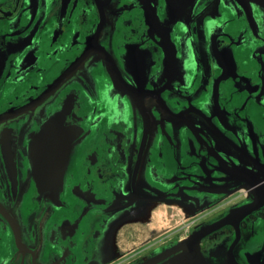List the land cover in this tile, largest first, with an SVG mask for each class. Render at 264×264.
Returning a JSON list of instances; mask_svg holds the SVG:
<instances>
[{"label": "flooded vegetation", "instance_id": "1", "mask_svg": "<svg viewBox=\"0 0 264 264\" xmlns=\"http://www.w3.org/2000/svg\"><path fill=\"white\" fill-rule=\"evenodd\" d=\"M260 192L264 0H0V264H138ZM235 224L264 200L204 256Z\"/></svg>", "mask_w": 264, "mask_h": 264}, {"label": "water", "instance_id": "2", "mask_svg": "<svg viewBox=\"0 0 264 264\" xmlns=\"http://www.w3.org/2000/svg\"><path fill=\"white\" fill-rule=\"evenodd\" d=\"M51 126L55 129L58 127V125L54 126L53 124H51ZM48 139L49 132L45 139L41 138L39 140V143L36 140L35 146L38 148L46 141L48 142ZM38 157L41 160V156L39 155ZM38 157L36 156V159H38ZM62 161L63 159L60 162ZM42 162L43 161H40L38 165H49L46 162ZM61 166L62 163L58 165L59 168H61ZM263 200L264 192H260L252 201L234 207L222 218L214 222L197 226V228L184 239L167 245L163 251H155L147 260L138 264H264V244L261 242L249 244L247 250L240 252L239 258L235 257L234 251L241 239L240 229L236 224L234 236L220 250V254L222 253L220 261L218 258L204 256L200 248V242L203 237L228 223H232L237 217L244 216L256 210L262 205Z\"/></svg>", "mask_w": 264, "mask_h": 264}, {"label": "rangeland", "instance_id": "3", "mask_svg": "<svg viewBox=\"0 0 264 264\" xmlns=\"http://www.w3.org/2000/svg\"><path fill=\"white\" fill-rule=\"evenodd\" d=\"M175 210H176L175 206H171V207H169L167 212H165L162 216H160V217L157 216L155 218H151V220L140 222L139 224L136 221V223H137L136 225L140 228L144 227L145 229H147L148 231L146 232V234L148 237L150 236L149 232L155 233V231H157V230H163L164 231V229H166L168 234H170L171 232L175 231L177 226L181 225L182 223H184V221H186L184 218H187L186 213L183 214V213H181L179 211H175ZM183 215H184V217H183ZM177 235L179 237H183V238L187 237L188 235L186 232V228H184V227L181 228L177 232ZM151 237H153V236L151 235ZM229 240H227L223 244V246L219 249V251L224 247V245L227 244V242ZM210 258H215V256H210Z\"/></svg>", "mask_w": 264, "mask_h": 264}]
</instances>
